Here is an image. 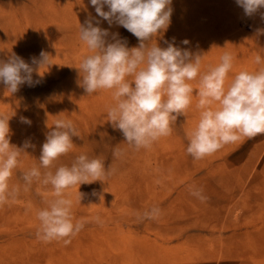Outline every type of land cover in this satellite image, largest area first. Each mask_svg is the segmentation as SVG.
<instances>
[{"label": "rangeland", "instance_id": "1", "mask_svg": "<svg viewBox=\"0 0 264 264\" xmlns=\"http://www.w3.org/2000/svg\"><path fill=\"white\" fill-rule=\"evenodd\" d=\"M171 7L170 26L151 43L201 54L202 73L231 53L226 88L238 72L260 67L256 55L264 62V9L249 17L236 0H172ZM88 19L109 31L108 43L118 34L129 48L139 46L123 26L99 17L90 0H0V60L14 53L31 65L42 51L51 55L50 64L33 73V86L11 94L0 84V114L10 118V143L30 145L9 179L10 189L18 187L19 193L0 205V264H264V134L226 144L200 160L187 154V133L200 117L198 76L189 81L192 103L173 123L172 134L147 149L130 147L107 121L111 91L87 95L80 86L79 64L89 52L78 33ZM61 118L73 121L79 137L72 138L67 155L44 169L42 145ZM117 147L123 152L119 158L113 156ZM81 154L102 159L114 171L103 181L65 189L74 222L82 220L84 227L67 245L45 243L36 235L37 212L54 190L34 180L25 191L23 174L33 166L42 174L54 172ZM190 186L202 189L206 199L192 196ZM153 207L160 209L159 217L142 219Z\"/></svg>", "mask_w": 264, "mask_h": 264}, {"label": "clouds", "instance_id": "2", "mask_svg": "<svg viewBox=\"0 0 264 264\" xmlns=\"http://www.w3.org/2000/svg\"><path fill=\"white\" fill-rule=\"evenodd\" d=\"M90 3L109 25L123 26L140 41L138 47L129 48L114 34L115 42L108 43L109 31L99 27V21L94 26L92 19L79 26L78 38L89 52L79 64V74H83L80 86L87 95L111 91L113 103L107 107V121L123 133L130 147L137 151L147 149L172 134L173 123L178 116H185L192 103L193 87L189 81L198 76L196 107L200 117L195 128L187 133V154L200 160L226 144L264 134V62L259 55L255 56V63L260 67L253 72H238L226 88L228 73L233 69L231 53L224 52L217 65H209L202 73L201 54L194 55L174 43H168L166 48L151 43L170 26L172 0H90ZM236 3L249 17L264 9V0H236ZM261 15L264 18V13ZM50 61L51 55L43 51L39 60L33 58L31 65L13 53L6 61L0 60V84L11 94L24 84L33 86V73H39ZM9 119L0 114V205L17 197L19 188L10 189L9 179L21 163L19 158L26 153L24 149L30 146L25 142L23 148H18L10 143ZM21 120L31 123L25 117ZM51 129L39 157L44 169H50L56 160L67 155L74 147L72 138L79 137L71 119H56ZM122 154L118 147L113 150L116 158ZM113 171L105 168L102 159L84 154L77 156L71 166L61 165L54 172L42 174L35 166L26 171L25 191L34 180L50 184L54 190L53 198L37 212V238L45 243L53 240L70 243V238L83 229L84 221L74 222L72 200L65 198V189L103 181ZM189 192L201 201L206 199L200 188L190 186ZM159 215L160 209L153 207L141 218L156 219Z\"/></svg>", "mask_w": 264, "mask_h": 264}]
</instances>
